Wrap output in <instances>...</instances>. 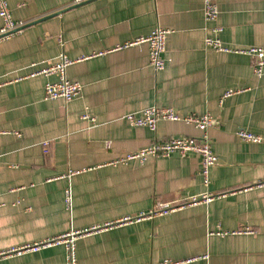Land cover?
Here are the masks:
<instances>
[{
    "label": "crops",
    "instance_id": "obj_1",
    "mask_svg": "<svg viewBox=\"0 0 264 264\" xmlns=\"http://www.w3.org/2000/svg\"><path fill=\"white\" fill-rule=\"evenodd\" d=\"M213 1L218 16L205 22L203 0H6L25 25L0 42V249L169 203L167 214L79 237L77 264H264V71L255 76L251 56L234 51L264 46V0ZM157 26L170 30L163 70L149 66L146 43L113 49ZM205 36L230 51L205 50ZM61 54L76 60L66 76L81 94L45 100L43 86L57 76L40 71ZM229 89L240 92L221 100ZM154 105L212 116L217 163L207 181L195 153L120 160L154 140L200 134L184 122L160 120L152 132L122 118ZM237 129L263 140L241 141ZM246 227L253 232L234 233ZM0 264H66V250Z\"/></svg>",
    "mask_w": 264,
    "mask_h": 264
},
{
    "label": "built area",
    "instance_id": "obj_2",
    "mask_svg": "<svg viewBox=\"0 0 264 264\" xmlns=\"http://www.w3.org/2000/svg\"><path fill=\"white\" fill-rule=\"evenodd\" d=\"M87 0H72V4H80ZM203 18L205 22L213 21L218 16V6L213 0H203L202 5ZM0 42L18 34L22 31L25 22L21 20H14L6 0H0ZM214 33L221 31V27L215 26L212 28ZM170 30L161 27L154 28L147 36H140L132 40L126 41L123 44L115 46L114 50L127 48L129 46L146 43L148 46V63L154 71H160L164 68V59L162 57L165 52L166 37ZM60 41V38L58 39ZM205 50H213L215 52L230 51L224 46L217 37L205 36L204 38ZM239 53H244L253 59L252 72L255 76L260 77L264 71V46H252L245 49L234 50ZM76 60L68 58L65 54H61L57 61L48 64L40 73L48 76L56 74L55 81H47L43 86V94L45 100H53L61 98L65 102H69L81 94L82 84L78 81L69 80L66 76V68L74 63ZM240 92V90L229 89L224 92L221 97L226 98ZM82 118L91 119L87 114H83ZM122 118L125 122L133 127H146L150 131L155 132L157 124L160 120L172 122H184L192 124L200 134L198 136H181L171 137L167 140H154L148 146L141 148L136 152L125 154L120 160L129 161L137 160L143 163L149 156L155 158L168 157L171 154L177 153L180 156H186L189 153L198 154L201 157V173L207 181V176L211 167L217 163V156L215 155L210 138L207 134L208 128L212 124V116L209 113L200 115L187 114L181 115L172 107L151 106L139 112L127 113ZM19 136V132H14ZM236 136L244 142L258 143L263 140L258 135L248 132L244 129H237ZM44 143L43 145H45ZM44 152H47L45 149ZM259 184H264V180ZM213 196L203 195L200 200L209 202ZM70 195L67 192L66 201L69 204ZM199 200L195 197L190 198L189 203H196ZM174 209V206L169 203H158L156 207L147 213H140L136 216H128L117 220L116 222H106L102 225H93L79 230H71L70 232L61 234L56 237L46 238L38 242L23 244L20 246H13L5 249H0V260L6 257L19 255L24 252L37 251L41 248H46L52 245L63 244L66 250V264H77L76 257V241L79 237L86 236L92 232H97L114 224L127 223L138 221L145 217L152 215H164ZM251 228L239 229L234 233H252ZM219 234H224L219 232ZM206 258V256H204ZM178 261L169 259L163 260L160 264H179Z\"/></svg>",
    "mask_w": 264,
    "mask_h": 264
}]
</instances>
